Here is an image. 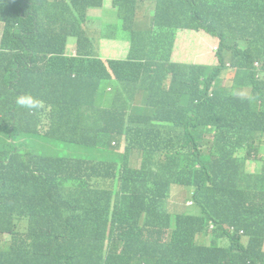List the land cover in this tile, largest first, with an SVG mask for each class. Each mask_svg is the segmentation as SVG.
<instances>
[{"label":"trees","instance_id":"16d2710c","mask_svg":"<svg viewBox=\"0 0 264 264\" xmlns=\"http://www.w3.org/2000/svg\"><path fill=\"white\" fill-rule=\"evenodd\" d=\"M104 1L0 0V127L14 143L0 152V264H264V0H155L147 31L132 28L135 0H112L108 38L129 44L126 60L98 58L86 35ZM185 30L219 40L218 65L172 60ZM180 148L191 162L167 170ZM173 184L195 186L203 217L173 219Z\"/></svg>","mask_w":264,"mask_h":264},{"label":"rangeland","instance_id":"374dc122","mask_svg":"<svg viewBox=\"0 0 264 264\" xmlns=\"http://www.w3.org/2000/svg\"><path fill=\"white\" fill-rule=\"evenodd\" d=\"M136 2V17L133 21L132 28L134 30H143L147 31L151 24L152 16L150 12L154 8L155 0H135ZM112 6V0H105L103 7L93 16L89 17L87 21V29L86 35L89 37L90 41L93 42L94 37L97 40V50L96 54L98 58L101 59H125L128 55L129 44L123 40H113L109 39L110 35H113L117 30L116 27L113 26V23L108 17H105L107 9ZM103 21L110 22L108 27L103 28V34H101L100 29ZM112 21L119 22V16L117 10L114 11L112 16ZM5 24L0 21V44L2 40V35L4 31ZM179 36L176 39V46L174 48L173 60L178 63H196L202 65H210L215 66L218 65L217 52L219 48V40L213 38L209 34L204 31H190L185 30L181 33H178ZM75 41L74 39H70L69 41V52L71 54H75ZM236 76V72L233 69H228L222 74L224 85H229ZM260 79L264 78V74L258 76ZM238 94L241 96H248V90L241 87L238 89ZM124 95V93H123ZM96 104L101 107L103 103L101 101H97ZM14 147V143L9 139L7 134L3 131L2 127H0V152L3 154H8L12 151ZM54 150L61 155L68 156H85L86 150L71 144H60L58 146L53 147ZM181 154L177 157L176 161H169L165 164V168L167 170L170 169H180L183 165V161L185 164L191 162L190 159L187 158V154L190 152L188 148H180ZM175 153V150L171 149L169 154ZM264 157V154L262 155ZM115 158H120L119 156H115ZM153 163L158 166L165 162L157 160L156 158L149 156ZM137 166L140 163V158L138 157V161H136ZM254 166V165H253ZM153 179V176H150V180ZM169 181L172 180V177L168 178ZM175 189H183L182 192L177 193L175 197V202L182 203V208L178 211H174L171 209L173 215L178 214H190V215H201V209L195 206H187L188 202H193V193L194 189L191 187H184L175 185ZM9 238V237H8ZM200 242V241H199ZM244 243H247V240L244 239ZM201 244V243H199ZM229 245L227 239H223L221 241L222 247H227ZM203 246L201 245L200 248ZM264 249V247H263Z\"/></svg>","mask_w":264,"mask_h":264},{"label":"crops","instance_id":"0c3cea01","mask_svg":"<svg viewBox=\"0 0 264 264\" xmlns=\"http://www.w3.org/2000/svg\"><path fill=\"white\" fill-rule=\"evenodd\" d=\"M111 12H112V10H110V8H108L105 14H110ZM95 14L96 13H92V15H95ZM128 53H129V50H128ZM4 60H6V57H4L3 55H0V63H2ZM5 80H7V79L5 78ZM135 165L137 166L136 161H135ZM140 165H141V159H140V163L137 166V168L140 167ZM178 186L191 187V188L194 189L193 202H188L187 206H195V205H197L201 209V215L178 214V215H175V217H177V216H190V217H195V218L203 217V210L196 203V200H195V195H196L195 186H193L192 184H189V185L178 184ZM182 191H183V189H175V185L172 187L171 196H169V198L166 201V209L170 213H172L171 209L174 210V211H178V210H180L182 208V203L175 202V197H176L177 193L182 192ZM172 227H175L174 223H173ZM213 232H214L213 229H211V226H209L204 233L195 234L194 243L196 245H198V246L200 245L199 243H201V245H209V247H210L211 245H213L215 243V239L211 236V234Z\"/></svg>","mask_w":264,"mask_h":264},{"label":"clouds","instance_id":"9594fccd","mask_svg":"<svg viewBox=\"0 0 264 264\" xmlns=\"http://www.w3.org/2000/svg\"><path fill=\"white\" fill-rule=\"evenodd\" d=\"M101 9V8H100ZM100 9H97V10H95L93 13H97ZM113 9V5L110 7V10H112ZM104 16L105 17H108V18H110L111 19V22L114 24V21H112V17L111 16H109V14H104ZM115 25V24H114ZM182 31H180L179 33H181ZM215 39H217V38H215ZM1 45V44H0ZM67 53H68V55H70L71 53L69 52V46H68V51H67ZM0 55H2V54H0ZM73 55V54H72ZM128 55H129V53H128ZM128 55H127V57H128ZM174 55V54H173ZM4 57H6L5 55H3ZM127 57L125 58V59H122V60H126L127 59ZM6 59H7V57H6ZM8 60V59H7ZM6 60V61H7ZM109 60H120V59H109ZM172 60H173V57H172ZM174 61V60H173ZM174 62H176V61H174ZM176 63H178V62H176ZM1 64L2 63H0V66H1ZM190 64H196V63H190ZM197 65H202V64H197ZM204 66H210V65H204ZM7 80H8V77H7ZM21 103H23V100H21L20 101ZM2 117V116H1ZM174 185H178V184H173L172 186H171V190H170V196H171V192H172V187L174 186ZM168 213H170L169 211H167ZM170 215L173 217V219L174 218H176L175 217V215H173L172 213H170ZM210 226H211V229H213V231L215 230V225L211 222L210 223ZM226 230L228 231V228L226 227ZM229 230L231 231V232H234V230L233 229H231V228H229ZM244 232L242 231L241 232V234H243ZM211 236L215 239V237H214V232L211 234ZM223 239H227L228 240V243H229V239H228V237H224V238H222L221 240H219V241H217V243H218V245L220 246V247H222L221 246V241L223 240ZM199 246H201V244L199 245ZM203 247H209V245H202ZM212 246V245H211ZM229 246V245H228ZM227 246V247H228ZM224 248H226V247H224Z\"/></svg>","mask_w":264,"mask_h":264}]
</instances>
